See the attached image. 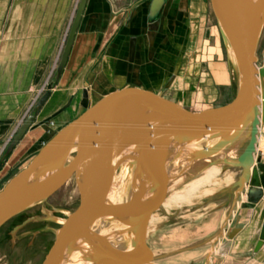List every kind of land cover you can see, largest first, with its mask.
<instances>
[{"label":"water","instance_id":"obj_1","mask_svg":"<svg viewBox=\"0 0 264 264\" xmlns=\"http://www.w3.org/2000/svg\"><path fill=\"white\" fill-rule=\"evenodd\" d=\"M85 2L78 1L59 60V72ZM163 2L150 1V19L156 17ZM210 5L233 58L236 90L229 101L192 108L156 88L124 84L103 94L60 126L29 154L25 166L4 177L6 180L0 188V225L49 197L71 175L75 177L78 201L61 218L54 241L40 264H72L85 238L88 248L94 247L90 251L86 249L85 257L90 264H143L152 260L153 252L146 241V225L154 203L172 178L166 171L168 161L180 149H184L183 154L190 155V159L212 154L236 139L247 126V141L236 160L230 162L241 167L232 185L235 192H242L250 182L246 193L252 202L262 196L264 163L260 162V155L254 156V152L258 124L260 118L264 119V66L256 65V48L264 23V0H210ZM50 86L47 85V89ZM48 93L49 90L39 103ZM33 119L34 115H30L22 122L10 147ZM222 133L223 136L208 145L191 151L188 148L208 134ZM126 163H136L130 182V202L122 208L113 201L102 207L114 176ZM131 165L128 166L130 169ZM101 216L128 219V226L122 229L133 232L130 249L117 248L105 235L91 231L93 221ZM237 230L238 227H233L227 235L231 237ZM263 241L264 215L254 251Z\"/></svg>","mask_w":264,"mask_h":264},{"label":"crops","instance_id":"obj_2","mask_svg":"<svg viewBox=\"0 0 264 264\" xmlns=\"http://www.w3.org/2000/svg\"><path fill=\"white\" fill-rule=\"evenodd\" d=\"M78 1L0 0V180L45 138L116 87L144 84L185 104L204 94L192 88L203 84L205 74L204 54L191 43L203 16V0H164L153 19L149 18L151 0H86L59 72ZM262 34L263 26L256 64L264 66ZM224 47L230 84H235L229 48L225 43ZM217 62L208 61L210 74ZM208 79L213 84L212 75ZM47 90V97L39 103ZM30 115L34 119L10 147L13 135ZM262 122L255 152L264 163ZM248 186L250 182L242 198L232 201V215L226 214L227 220L232 217V224L224 229L226 234L233 227L238 230L214 241L220 250L217 264H264V241L254 251L264 215V192L252 202L247 197ZM220 221L212 219L207 227L213 231Z\"/></svg>","mask_w":264,"mask_h":264},{"label":"rangeland","instance_id":"obj_3","mask_svg":"<svg viewBox=\"0 0 264 264\" xmlns=\"http://www.w3.org/2000/svg\"><path fill=\"white\" fill-rule=\"evenodd\" d=\"M203 1L205 2L203 16L198 21V31L196 35H193L194 41H191V43L195 45L197 51H202V54H204L202 56V65L205 74L204 79H202L203 84H196L195 87L192 85V88L193 90L196 88L197 93L203 90L204 94L202 96L199 94L190 104L182 103L192 108L227 102L233 97L236 90H234L236 83L230 84V76H228L225 66V47L209 2L210 0ZM262 38H264V24ZM210 60L218 61L217 66L212 68V74L209 73L210 71L207 70L208 67L206 66ZM210 75H212L213 84L208 82ZM215 80L218 81V84H216ZM231 85L235 86L232 88ZM156 89L160 90L159 88ZM40 90L43 91L44 86ZM163 93L167 95L165 92ZM167 96L173 98L169 95ZM173 99L178 101L175 98ZM246 141V135L238 140V153L242 150ZM194 149L195 146L190 147V151ZM174 158L175 164H183L182 176L172 186L175 189L182 188L187 181L201 175L206 165V162L196 161L201 157L190 159L189 155L182 154ZM26 159L16 163L11 169L6 171V174L0 180V188L6 180L4 177L7 173L12 174L18 168L24 166ZM212 159L214 160L215 158ZM230 159L235 160L236 158ZM188 162L189 164H187ZM130 170L128 166H124L117 173V195L121 198H126L127 193H130L131 188L128 180ZM240 170V166L228 164L223 160L221 161V173L219 176L222 177L225 173L231 174V182L220 181L216 184H206L204 187L202 186L204 190L201 188V191L199 190L196 193L197 195H192L190 199L183 201L184 203H173L167 207L161 205V207L157 208L156 218L154 217L152 220L147 236V244L153 252V258L143 264H217L215 257L218 256L217 253H220V250L214 245V241L218 242L219 235L221 239L227 237L224 229L227 225L232 224V217L227 220L226 214L230 213L232 215L230 207L232 201L239 200V197L242 198L241 193H235V188L232 185ZM74 178L73 175L71 179L64 182L49 197L32 204L26 210L20 211L2 223L3 225H0V264L41 263L54 241L55 230L59 226L61 218L65 212L73 209L78 201L79 190ZM212 219L221 220V223L213 231H210V227H207V224ZM101 234L105 235L104 233ZM122 234L124 232L118 234L117 237ZM120 242V240L113 239L109 243L122 249L123 246H121ZM76 259L78 264H90L91 262L85 256H76L74 260ZM216 259L218 260L220 257Z\"/></svg>","mask_w":264,"mask_h":264},{"label":"bare ground","instance_id":"obj_4","mask_svg":"<svg viewBox=\"0 0 264 264\" xmlns=\"http://www.w3.org/2000/svg\"><path fill=\"white\" fill-rule=\"evenodd\" d=\"M219 33H220V31H219ZM229 57H230V60L233 62L232 53H231L230 48H229ZM259 88H260V85H259ZM259 98L261 99V95H259ZM260 109H261V104H259V110ZM259 117H260V115H259ZM263 120L264 119L260 118V122H262ZM259 124H258V127H259ZM248 130H249V127L247 126V127H245L242 130L241 134L236 139H234L233 141H231L227 145L223 146L218 151H216V152H214L212 154L203 156V157L199 158L198 160H196V161L206 162L204 170L202 169L203 173L201 175H199L198 177H195V178L187 181L184 184V186L182 188L180 187L179 189H175V187H172V186H174L175 183H177L179 181L178 180L179 177L182 176V174H181L182 171L181 170L183 168V164L182 163L175 164L174 163V159H175L174 157H179L185 151H184V149H180L176 153L173 154V156L170 159V161H168V166H167V169H166V171L171 175L172 178H171L170 182L166 185V188L164 189L162 194H160V196L157 198L156 202L154 203L153 210L150 213V216L148 218V222H147V225H146V241H147L148 233L150 231L151 222H152V220L154 219V217L156 215V209L161 207V205L167 207L169 205L171 206V204H173V203L174 204H180L183 201L185 202L186 200L190 199V197L192 195H195L206 184H216V183H219L220 181H224L225 183L231 182V179H232L231 174L223 172L225 174L222 177L219 176V174L221 173V161L224 160L226 163L231 164L230 162L233 159H230V158H237L238 154L240 153V152L239 153L237 152L238 140L242 136H245V135L248 138ZM223 135H224L223 133L220 134V135L208 134V135H206V136L194 141L193 143H191L188 148H190L192 146H195V148H199V147H202L204 145H208V144L214 142L220 136H223ZM255 146H256V144H255ZM255 151H256V147H255ZM254 156L255 157L257 156L256 152H254ZM189 157H190V155H189ZM69 158L70 157L68 156L67 160H69ZM212 158H215V159L213 160ZM135 164L136 163H134V165H131V163H126V164H124V165H122L120 167V168H122L124 166H130L131 165V170H130L129 175H128L130 188H131V183L130 182H131V178H132V175H133V170H134ZM187 164H189V162ZM189 168H191V167H189ZM72 176L73 175H71L68 179H71ZM163 179H164V177H163ZM117 180H118V175L116 174V176H114V179L111 182V185H110L108 191L106 192L105 198L102 201L103 202L102 203V207H105L107 205L109 206L110 205V203H109L110 201H113L114 204H116L120 208L124 207V205H126L127 203L130 202V200H131V189H130V193H127L126 198H121L120 196L117 195V192H118L117 188H116L117 187L116 186ZM211 187H212V185H211ZM203 190H204V188H203ZM235 193L236 194L237 193L238 194L241 193L240 195H242V196H243V194H245L244 191H242V192L236 191ZM127 222H128V219H122V218H118V217L101 216V217H97L93 221L90 229H91V231H93L95 233H100V234L104 233L105 236L108 238V242L113 241V239H115V240L117 239L118 241L120 240L121 241L120 244H121V246H123L122 249L125 248L124 250H128V249L131 248L129 240H130V237L132 236L133 232H132V230H124V229H122V228H125V227L128 226V224H126ZM122 232H124V234H122L119 237H117V235L122 233ZM81 243H82V245H80L79 250L75 254L77 257L86 256L85 255L86 254V249L88 251L94 249V247H89L88 248V245H87L88 243H87L86 238ZM85 245H86L87 248L85 247ZM112 245H114V244H112ZM115 245H116V243H115ZM77 259L74 260L72 262V264H78V260Z\"/></svg>","mask_w":264,"mask_h":264}]
</instances>
